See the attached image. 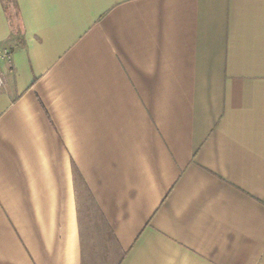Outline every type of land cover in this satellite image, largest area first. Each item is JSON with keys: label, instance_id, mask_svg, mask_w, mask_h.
<instances>
[{"label": "crops", "instance_id": "crops-1", "mask_svg": "<svg viewBox=\"0 0 264 264\" xmlns=\"http://www.w3.org/2000/svg\"><path fill=\"white\" fill-rule=\"evenodd\" d=\"M7 1L0 264H264V0Z\"/></svg>", "mask_w": 264, "mask_h": 264}, {"label": "built area", "instance_id": "built-area-1", "mask_svg": "<svg viewBox=\"0 0 264 264\" xmlns=\"http://www.w3.org/2000/svg\"><path fill=\"white\" fill-rule=\"evenodd\" d=\"M8 52L3 48V46L0 45V63L8 58ZM3 81H2V78L0 77V86L2 85Z\"/></svg>", "mask_w": 264, "mask_h": 264}, {"label": "trees", "instance_id": "trees-1", "mask_svg": "<svg viewBox=\"0 0 264 264\" xmlns=\"http://www.w3.org/2000/svg\"><path fill=\"white\" fill-rule=\"evenodd\" d=\"M2 2H3V6H4V10L8 13V10H7V7H8V5H7V0H2ZM16 12H18L17 11V9H16ZM9 15V14H8ZM11 18V17H10Z\"/></svg>", "mask_w": 264, "mask_h": 264}, {"label": "rangeland", "instance_id": "rangeland-1", "mask_svg": "<svg viewBox=\"0 0 264 264\" xmlns=\"http://www.w3.org/2000/svg\"><path fill=\"white\" fill-rule=\"evenodd\" d=\"M15 29L17 30L18 29V24H17V21H16V23H15ZM3 48L8 52V55H9V49L8 48H6V47H4L3 46Z\"/></svg>", "mask_w": 264, "mask_h": 264}]
</instances>
